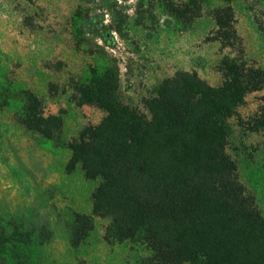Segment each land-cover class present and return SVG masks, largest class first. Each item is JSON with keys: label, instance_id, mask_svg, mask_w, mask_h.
<instances>
[{"label": "rangeland", "instance_id": "obj_1", "mask_svg": "<svg viewBox=\"0 0 264 264\" xmlns=\"http://www.w3.org/2000/svg\"><path fill=\"white\" fill-rule=\"evenodd\" d=\"M0 0V72L34 91L45 115L63 118V144L49 150L39 135L0 106V215L45 229L42 264H150L138 241L108 237L109 218L92 215L96 182L79 166L68 169V144L104 112L81 105L78 84L91 57L77 51L69 17L81 7L92 47L105 49L119 67L122 102L148 114L153 87L177 72L194 73L211 86L223 80L221 61L232 57L264 70L262 0ZM229 6L239 41L220 38L215 11ZM264 105V83L246 93L230 119L227 152L237 175L264 215V133L248 125ZM76 214L91 216L92 229L72 244ZM194 264V263H183Z\"/></svg>", "mask_w": 264, "mask_h": 264}, {"label": "trees", "instance_id": "obj_2", "mask_svg": "<svg viewBox=\"0 0 264 264\" xmlns=\"http://www.w3.org/2000/svg\"><path fill=\"white\" fill-rule=\"evenodd\" d=\"M214 19L220 38L239 41L231 7L217 9ZM85 25L77 7L69 17L70 34L74 48L91 57L78 99L104 116L68 144V169L79 166L96 182L92 215L109 218L107 236L141 242L150 264H264V215L246 195L227 152L230 119L240 120L237 109L247 92L261 88L264 70L225 57L218 86L177 72L153 87L146 114L122 102L118 63L90 45ZM0 106L36 132L43 147L54 151L63 144L62 116L45 115L34 91L1 72ZM248 125L264 133V105ZM91 229V216L76 214L72 244ZM45 235L25 220L0 215V264H42Z\"/></svg>", "mask_w": 264, "mask_h": 264}]
</instances>
